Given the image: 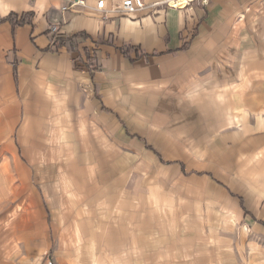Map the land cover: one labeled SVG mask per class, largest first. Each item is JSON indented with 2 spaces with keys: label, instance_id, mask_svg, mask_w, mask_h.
Segmentation results:
<instances>
[{
  "label": "crops",
  "instance_id": "1",
  "mask_svg": "<svg viewBox=\"0 0 264 264\" xmlns=\"http://www.w3.org/2000/svg\"><path fill=\"white\" fill-rule=\"evenodd\" d=\"M74 1L0 0V264H264V0Z\"/></svg>",
  "mask_w": 264,
  "mask_h": 264
},
{
  "label": "built area",
  "instance_id": "2",
  "mask_svg": "<svg viewBox=\"0 0 264 264\" xmlns=\"http://www.w3.org/2000/svg\"><path fill=\"white\" fill-rule=\"evenodd\" d=\"M205 0H161L152 4V7L157 10H165L167 8L173 9H185L190 7L192 4L200 3L203 4ZM179 2H183V5H178ZM84 6L83 0L74 1L68 8H62L61 12L65 13L73 6ZM104 6L103 1H99L96 6L97 11H102ZM143 7V0H123L120 4L112 6V12H118L121 14H130L134 13L136 10ZM65 17L61 16L60 21L55 24H51L49 31L53 35H58L60 33L61 26L65 24ZM51 264V263H49Z\"/></svg>",
  "mask_w": 264,
  "mask_h": 264
},
{
  "label": "rangeland",
  "instance_id": "3",
  "mask_svg": "<svg viewBox=\"0 0 264 264\" xmlns=\"http://www.w3.org/2000/svg\"><path fill=\"white\" fill-rule=\"evenodd\" d=\"M260 242V241H259ZM260 245H261V254H262V257H264V243L263 242H260ZM241 250V248H239ZM251 256H252V250H249V261L251 260ZM231 264H236V263H232Z\"/></svg>",
  "mask_w": 264,
  "mask_h": 264
},
{
  "label": "bare ground",
  "instance_id": "4",
  "mask_svg": "<svg viewBox=\"0 0 264 264\" xmlns=\"http://www.w3.org/2000/svg\"><path fill=\"white\" fill-rule=\"evenodd\" d=\"M178 5H180V6L183 5V2H179Z\"/></svg>",
  "mask_w": 264,
  "mask_h": 264
}]
</instances>
